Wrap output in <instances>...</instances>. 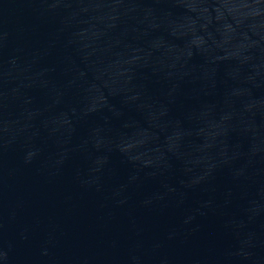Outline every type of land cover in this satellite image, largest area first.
<instances>
[{
  "label": "water",
  "instance_id": "1",
  "mask_svg": "<svg viewBox=\"0 0 264 264\" xmlns=\"http://www.w3.org/2000/svg\"><path fill=\"white\" fill-rule=\"evenodd\" d=\"M0 264H264V0H0Z\"/></svg>",
  "mask_w": 264,
  "mask_h": 264
}]
</instances>
